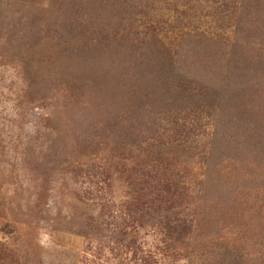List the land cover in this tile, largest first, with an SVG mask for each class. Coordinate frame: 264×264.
Instances as JSON below:
<instances>
[{
    "label": "rangeland",
    "instance_id": "374dc122",
    "mask_svg": "<svg viewBox=\"0 0 264 264\" xmlns=\"http://www.w3.org/2000/svg\"><path fill=\"white\" fill-rule=\"evenodd\" d=\"M243 1L220 55L164 19L169 53L132 38L123 0H0V264H264V0ZM151 163L187 188L169 253L135 212Z\"/></svg>",
    "mask_w": 264,
    "mask_h": 264
},
{
    "label": "trees",
    "instance_id": "16d2710c",
    "mask_svg": "<svg viewBox=\"0 0 264 264\" xmlns=\"http://www.w3.org/2000/svg\"><path fill=\"white\" fill-rule=\"evenodd\" d=\"M92 1V0H89ZM112 1V0H110ZM121 0H118V2ZM117 2V3H118ZM243 0H123L124 7L129 9H136V13H133L135 20L144 21L150 29L145 32H130L132 38L142 36L143 40H147L149 43H155L163 49L164 53L171 50V41L167 36H161V33L156 32L159 30V26L154 28L155 24H163L164 19L166 24L175 23L178 31L177 36H188L192 34L193 37L200 41L210 42L212 48L217 49V53L220 55H226L224 51L228 47V25L236 22L239 16V12L243 15ZM163 5L166 10V15L157 17L158 13L154 12V8ZM243 10L241 11V9ZM210 20L214 25L217 23L211 32H203L200 29L191 28V23H198L201 20ZM146 28V27H144ZM192 29V30H191ZM191 30V31H190ZM229 30V28H228ZM164 38V40H163ZM223 53V54H222ZM129 145H123L121 151V159H127L130 155ZM170 172L165 168H158L152 163L145 168L144 172L140 173V177L144 180L143 189L146 191L147 203H143L142 208H138L135 212L144 214L145 216H160L162 228V250L165 253L172 252L174 245L177 242L179 233L183 232L187 227V215L184 216V208L181 209L179 201H175L178 198V194L185 195L187 188L184 186H175L169 181ZM141 199H139L140 203ZM184 216V217H181ZM233 251V250H232ZM235 257H239L241 248L239 251H234Z\"/></svg>",
    "mask_w": 264,
    "mask_h": 264
}]
</instances>
